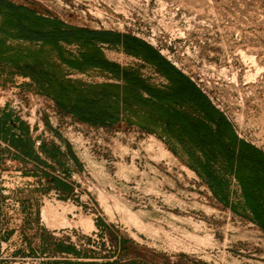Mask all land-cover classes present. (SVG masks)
I'll return each mask as SVG.
<instances>
[{"label": "rangeland", "instance_id": "374dc122", "mask_svg": "<svg viewBox=\"0 0 264 264\" xmlns=\"http://www.w3.org/2000/svg\"><path fill=\"white\" fill-rule=\"evenodd\" d=\"M13 1L37 10L45 32L58 22L98 39L60 42L63 58L49 42L21 70L56 63L67 80L114 83L84 66L110 62L166 87L154 66L105 40L133 37L188 78L238 140L264 153V0ZM15 82L22 83L0 90V117L10 116L2 135L27 130L34 145L58 147L60 162L40 150L47 166L24 159L0 138V264H264V231L237 180L226 186V202L217 198L195 170L203 156L180 144L179 132L161 128L157 111L132 105L119 122L92 125L58 108L32 79ZM54 176L72 191L56 189Z\"/></svg>", "mask_w": 264, "mask_h": 264}, {"label": "trees", "instance_id": "16d2710c", "mask_svg": "<svg viewBox=\"0 0 264 264\" xmlns=\"http://www.w3.org/2000/svg\"><path fill=\"white\" fill-rule=\"evenodd\" d=\"M39 29V41L42 45L40 49H43L45 44L53 42L57 54L62 58L65 52L60 42L69 43L72 38L78 39L81 35L91 38L92 41L97 39L93 36L94 34L86 31H70L58 22L54 24V32L47 34L43 31V27ZM105 40L120 43L127 53L143 58L146 63L154 66L169 84L164 88L153 86L142 77L139 70L110 62H94L84 66L85 69L94 67L109 73L115 80L114 83L87 85L67 80L63 70L56 63L38 62L37 65L26 63L22 72L28 74L33 84L37 86V90L52 98L58 108L84 123L113 125L120 121L119 115L122 112L131 111L132 105L144 106L157 111L156 121L160 123L161 128L179 132L180 144H188L203 156V161H200L199 168L195 170L204 177L217 198L226 202L228 196L226 186H229L232 177L237 180L246 208L248 207L247 210L264 231V153L238 140L229 123L211 105L206 96L168 62H159L157 54L145 44L130 36L123 39L119 36L113 39L107 37ZM62 63H68L69 67L78 72L85 70L81 62ZM9 117L3 114L0 117V124H5ZM11 128L13 129L14 126ZM4 131L6 132L5 137L0 131V138L10 142L24 159L32 158L37 163L47 166V162L42 160L35 150L34 141L27 130H22L19 134H10L9 139L6 138L9 129ZM39 150L41 155L60 162L58 147L49 148L46 143H42ZM218 167L223 172L222 174L216 171ZM45 175L48 176V174ZM51 183L58 190L72 191L70 184L59 177H52ZM125 243L124 240L118 241V248L122 249ZM100 264L122 263L120 260H115Z\"/></svg>", "mask_w": 264, "mask_h": 264}, {"label": "crops", "instance_id": "0c3cea01", "mask_svg": "<svg viewBox=\"0 0 264 264\" xmlns=\"http://www.w3.org/2000/svg\"><path fill=\"white\" fill-rule=\"evenodd\" d=\"M39 34L37 10L13 0H0V77L5 75L4 79H0V90L10 83H22L15 82V78L31 83L21 66L22 62H37Z\"/></svg>", "mask_w": 264, "mask_h": 264}, {"label": "built area", "instance_id": "2783aa9c", "mask_svg": "<svg viewBox=\"0 0 264 264\" xmlns=\"http://www.w3.org/2000/svg\"><path fill=\"white\" fill-rule=\"evenodd\" d=\"M41 146V141H35V145H34V147H35V150L36 151H38L39 150V147Z\"/></svg>", "mask_w": 264, "mask_h": 264}]
</instances>
